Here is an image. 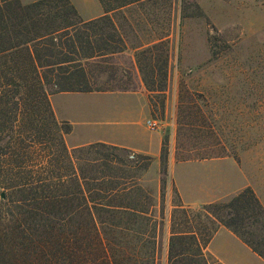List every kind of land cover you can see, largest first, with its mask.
<instances>
[{
  "label": "trees",
  "instance_id": "obj_1",
  "mask_svg": "<svg viewBox=\"0 0 264 264\" xmlns=\"http://www.w3.org/2000/svg\"><path fill=\"white\" fill-rule=\"evenodd\" d=\"M100 1L105 15L84 21L69 0H0V264H157L154 201L137 174L151 157L105 143L70 148L72 127L51 103L59 92L134 91L113 60L139 47L126 45L115 15L151 0ZM221 227L264 259V205L246 187L200 210L176 205L168 264H210L205 250Z\"/></svg>",
  "mask_w": 264,
  "mask_h": 264
},
{
  "label": "rangeland",
  "instance_id": "obj_2",
  "mask_svg": "<svg viewBox=\"0 0 264 264\" xmlns=\"http://www.w3.org/2000/svg\"><path fill=\"white\" fill-rule=\"evenodd\" d=\"M79 1L89 14L101 8L98 0ZM121 12L115 20L122 25L126 45L139 47L134 57L143 72L133 69L130 48L113 62L130 72L131 80L125 81L134 91L147 94L151 119L159 123L163 146L167 143V174L161 156L156 167L152 157L138 159L137 170L139 184L153 197L157 264H162L167 224L182 203L175 189L171 191L172 139L176 159H221L211 167L221 172V187L227 179L235 187L243 185L242 190L251 187L264 205V0H151ZM167 34L172 35L169 43L164 41ZM152 41L160 46L144 60L139 52ZM107 99L118 106V97ZM97 124L78 127L77 137H103L107 128ZM134 155L147 156L132 153V159ZM189 173L204 179L205 188L201 184L194 196L207 201L218 187L213 175L195 167Z\"/></svg>",
  "mask_w": 264,
  "mask_h": 264
},
{
  "label": "crops",
  "instance_id": "obj_3",
  "mask_svg": "<svg viewBox=\"0 0 264 264\" xmlns=\"http://www.w3.org/2000/svg\"><path fill=\"white\" fill-rule=\"evenodd\" d=\"M20 1L24 5H28L40 0ZM69 1L77 9L79 16L84 21L96 20L105 15V10L100 0L98 1L101 8L94 14L88 13L87 6L80 7L79 0ZM171 39L172 35H170ZM130 51L131 53L133 52L129 54L132 65H135L133 69L139 73L134 57L136 50ZM108 97H118V106L114 107L113 104H108L106 102ZM51 103L57 119L61 122H68L72 127L71 132L66 137L68 146H71L70 148L82 147L93 143H105L127 149L132 153L150 156L154 159L155 167L158 165L164 136L159 131H150L146 126V121L151 119V114L149 99L143 89L127 92H59L51 95ZM91 122H97L107 128L103 137L99 139L77 137V128L90 126ZM173 140H171L169 153L171 191L175 189L182 205L194 207L224 202L243 189V185L235 187L233 183L229 182V179L221 187V172L218 173L211 170V167L215 163L221 162V159L177 161L176 148L172 144ZM193 167L206 169L208 173L213 175L215 185H218V187L214 188L216 192L212 193L207 201L198 200L197 196H194L199 191L200 185L203 184L201 189H204L205 184L204 179L198 180L199 176L189 173ZM170 202L168 205L171 208ZM170 237L171 221L167 224V242L161 253L162 264H168ZM205 253L210 264H264V259L261 256L226 227L219 229L206 248Z\"/></svg>",
  "mask_w": 264,
  "mask_h": 264
},
{
  "label": "built area",
  "instance_id": "obj_4",
  "mask_svg": "<svg viewBox=\"0 0 264 264\" xmlns=\"http://www.w3.org/2000/svg\"><path fill=\"white\" fill-rule=\"evenodd\" d=\"M146 126L150 131H153V132L159 130V123L153 119L147 120Z\"/></svg>",
  "mask_w": 264,
  "mask_h": 264
}]
</instances>
